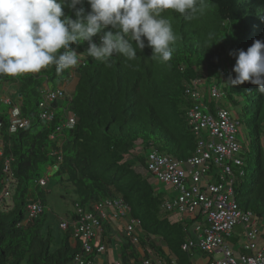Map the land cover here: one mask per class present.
Returning a JSON list of instances; mask_svg holds the SVG:
<instances>
[{
    "label": "trees",
    "instance_id": "16d2710c",
    "mask_svg": "<svg viewBox=\"0 0 264 264\" xmlns=\"http://www.w3.org/2000/svg\"><path fill=\"white\" fill-rule=\"evenodd\" d=\"M77 7L85 14L90 10L86 0ZM203 7V15L197 13L195 19L171 11L162 14L177 36L169 62L153 59L145 40L136 60L117 55L105 65L84 54L88 47L84 42L70 46L81 54L75 68L58 73L50 66L21 77H0V93L4 85H13L20 114L28 121L10 133L9 106L0 102V193L7 181L13 187L12 208L0 209V264H70L80 251L70 228L61 230L62 220L45 205L49 191L40 181L50 177L88 208L90 202L104 198L122 200L142 235L136 242L125 239L119 245V259L154 256L164 264H192L196 249L183 251L181 245L187 237L194 238L196 217L163 212L167 190L156 191L153 181L142 174L148 149L180 161L192 155L195 136L184 109L189 104L186 90L194 79H202V89H208L218 77L224 83V102L239 106L243 116L251 111L253 138L241 155L246 154L249 164L248 154H254L253 169L233 188L240 208L264 217V94L249 82H231L235 52L246 51L254 40L264 41V0H204ZM64 11L75 18L72 10ZM93 40L98 42V37ZM70 77L72 91L49 105L52 120L42 119L39 104L46 92ZM244 96L250 97L251 110ZM69 118L74 124L62 127ZM148 134H158L165 146L155 147ZM138 149L141 153L135 154ZM5 159L10 162L8 180ZM245 175L243 170L241 178ZM30 201L42 202L44 209L24 223Z\"/></svg>",
    "mask_w": 264,
    "mask_h": 264
},
{
    "label": "clouds",
    "instance_id": "9594fccd",
    "mask_svg": "<svg viewBox=\"0 0 264 264\" xmlns=\"http://www.w3.org/2000/svg\"><path fill=\"white\" fill-rule=\"evenodd\" d=\"M82 2L83 0H0V77H21L26 74L39 73L50 66H54L58 73L75 68L80 63L81 54H78L70 46L84 42H87L88 45L84 54L105 65H110L113 57L117 55L124 57L128 61L136 60L138 56L137 49L142 50L145 47V40L147 46L152 50L151 57L153 59L159 58L163 62H169L173 58V45L177 36L170 20L162 14L166 11H171L186 19H195L197 13L200 15L204 13V0H86L90 8L86 14L83 8L77 7ZM65 8L72 10L75 18L66 15ZM104 29L109 30L103 31ZM94 37H98V42L93 40ZM235 57V65L232 69L235 73V78L231 80L232 84L240 85L249 82L256 85L258 90L264 94V41L254 40L246 51L237 50ZM70 82H72L71 77L48 91L60 88L63 92V98H59V100H62L68 95L65 85ZM192 82L193 87L189 88H196L199 91L205 109L213 108L215 101L209 97V90L213 86L217 88L218 86L212 85L202 92L203 80L194 79ZM197 85L201 86V88ZM221 93L222 99L218 105L226 107L224 92ZM18 97H20L19 94ZM188 98L189 106L192 100L189 95ZM2 102L9 106L7 113H9L10 120L14 109L17 110L18 116L24 119L20 114V103L16 96L5 97ZM8 130L10 133L14 132L10 131L9 127ZM243 147L245 148L244 145ZM1 153L0 149V156ZM140 153V149L135 151V154ZM57 154L59 155V153ZM243 167L244 165L242 170ZM142 176L146 179H155V177L145 174V172ZM7 177L6 180L11 175H7ZM41 180L44 181L42 185L47 183L46 180ZM240 180L241 177L237 179L234 185ZM6 187L10 192L9 199H11L13 187L8 181L4 188ZM62 189L65 194L73 197V211L71 214L74 215V219H71V214L69 218L61 219V222L67 223L66 229H62L59 224V228L63 231L70 228V238L79 243L80 251L72 257V260L77 254H80L90 260L91 264H96L99 258L102 260V255H107L111 239L117 240V249L125 239H129L125 236L124 225L134 220L130 218L128 211L126 216L119 219L113 218L110 214L111 210H107L108 217L100 222L101 230L89 242L91 252L85 253L81 246L82 241L73 237V231L74 222L77 220L76 206L85 209L88 208V205L82 206L71 189ZM172 192L174 190L167 187V198L172 197ZM108 199L119 200L125 206L120 198L111 197L92 201L90 205L92 206ZM5 201L0 204V209L9 211L12 208V201L7 206ZM31 202L40 201H30L28 204ZM163 203L161 204V210L165 212L166 210L162 208ZM40 204L44 209V204L42 202ZM170 212H172L171 214H179L173 211ZM181 216L187 218V216ZM28 220L25 218L23 222L26 223ZM134 222L137 223L136 221ZM136 231L138 240L142 232L137 224ZM192 237L195 238L194 233H192ZM99 246H104L105 248L100 254L96 251ZM147 258L159 260L164 264L162 260L154 256ZM117 260L121 259L118 257ZM112 262L114 261L111 259L108 264Z\"/></svg>",
    "mask_w": 264,
    "mask_h": 264
},
{
    "label": "built area",
    "instance_id": "2783aa9c",
    "mask_svg": "<svg viewBox=\"0 0 264 264\" xmlns=\"http://www.w3.org/2000/svg\"><path fill=\"white\" fill-rule=\"evenodd\" d=\"M187 93L192 101L185 109L184 116L195 136L192 155L180 161L152 149L146 155L144 172L177 193L176 197H168L163 203L164 210L196 217L193 229L195 238L186 239L182 244L183 251L192 248L200 251L210 257L207 264H264L261 218L251 210L239 207L233 188L243 175L241 153L245 149L235 138V125L238 122L234 121L226 107L218 105L222 93L216 86L209 90V97L215 101V106L208 110L196 88H189ZM59 98H63L60 88L46 92L39 104L43 119L52 120V112L48 108ZM16 111L14 109L12 112L10 131L28 125V121L20 118ZM73 124L74 119L69 118L62 127ZM3 171L11 175L9 160L4 161ZM40 183L44 184V181ZM9 196L6 187L0 193V204ZM76 207L73 237L82 241L85 253L91 252L89 242L101 230L100 222L108 217L107 210H111L113 218L119 219L126 216L128 211L121 201L110 199L95 203L90 207L92 210ZM42 211L40 202H31L25 208V215L31 219ZM60 227L66 229L67 223L61 222ZM235 228H238V235L234 232ZM124 233L136 241V223L130 221L125 224ZM104 249V246H99L96 251L100 254ZM70 264H91V261L77 254ZM111 264L162 263L146 258L138 261L116 260Z\"/></svg>",
    "mask_w": 264,
    "mask_h": 264
},
{
    "label": "rangeland",
    "instance_id": "374dc122",
    "mask_svg": "<svg viewBox=\"0 0 264 264\" xmlns=\"http://www.w3.org/2000/svg\"><path fill=\"white\" fill-rule=\"evenodd\" d=\"M74 78V77H73ZM217 82L212 81L211 83L214 85H217L219 90L221 92H224V83L221 82V80L216 77ZM51 85V84H50ZM206 91V88H203L201 90ZM250 97H245L243 98V101L246 102L248 109L251 110L252 108V103L249 100ZM227 109L229 110L232 118H234V121H237L238 124L235 125L236 128V133H235V138L237 141H239L240 143H242L245 147L248 146V142H249V138H253L252 137V132H251V126H250V122H251V111H247V113L243 116L242 111H240V107L239 106H234L232 104H228L225 103ZM2 108V106H0V109ZM148 139L150 141H152L157 147V146H165L164 141L159 137L158 134H148ZM248 141V142H247ZM153 149V148H152ZM149 152V149L148 151ZM253 156L254 154H248V157L250 158L249 164L246 163V154H243V170L245 172V176L243 178H241L242 180H247L252 172L253 169ZM45 169H43V172L45 174H47L48 172ZM152 180L155 182L154 184L163 191L167 190V186L164 185L162 182L158 181L157 179L155 180L154 178H152ZM57 182V178L56 177H50L47 181V185H46V189L49 191V195L45 201V205L47 207H51L53 214L56 216V218L58 217L59 219H66L69 218L70 214L73 211V205H72V196H69L68 194H65L64 190L58 186ZM172 196L176 197L177 193L176 192H172ZM7 201V202H6ZM5 201V205L7 206V204L11 203V199H7ZM241 206H243L242 204H240ZM261 230L264 231V217L261 219ZM235 234H239L238 232V228L234 229ZM54 234H58L59 232L56 230L54 231ZM195 236V235H194ZM118 243L117 240L115 241V239H111V244H110V250H109V254H111L112 261H115L118 259V249H117ZM196 257H198L197 255H194ZM102 258L105 260V255H102ZM219 258V257H218ZM98 263H100L102 260L101 258H99ZM106 262V261H105Z\"/></svg>",
    "mask_w": 264,
    "mask_h": 264
},
{
    "label": "crops",
    "instance_id": "0c3cea01",
    "mask_svg": "<svg viewBox=\"0 0 264 264\" xmlns=\"http://www.w3.org/2000/svg\"><path fill=\"white\" fill-rule=\"evenodd\" d=\"M73 85H74L73 82H70V83H68V85H65V89L68 93L72 91ZM14 93H15V88L13 87V85H10V84L4 85L2 88V91L0 93V102H2L5 97H13ZM153 183H155V182L153 181ZM154 186H155L156 191H159V192L163 191V190H160L155 184H154ZM169 217L172 218L173 220L178 219V216H174V215H170ZM263 233H264V231H263ZM261 239H262V241H264V236H262ZM156 243H158L159 245L161 244L160 241H157ZM162 247L164 248V245ZM109 250L110 249H108V251H107V255L105 256V260L102 258V261L100 263H98V261H97L96 264H108V263H110V260L113 257L111 256V254H109ZM194 255H197L198 257H196ZM209 258L210 257H208V256H206V255H204L198 251H194V253L191 256V263L192 264H207ZM171 263H174V260H171Z\"/></svg>",
    "mask_w": 264,
    "mask_h": 264
},
{
    "label": "water",
    "instance_id": "95a60500",
    "mask_svg": "<svg viewBox=\"0 0 264 264\" xmlns=\"http://www.w3.org/2000/svg\"><path fill=\"white\" fill-rule=\"evenodd\" d=\"M19 96H20V94H19Z\"/></svg>",
    "mask_w": 264,
    "mask_h": 264
}]
</instances>
